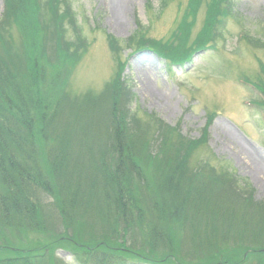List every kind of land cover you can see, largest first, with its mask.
Wrapping results in <instances>:
<instances>
[{
    "label": "trees",
    "instance_id": "obj_1",
    "mask_svg": "<svg viewBox=\"0 0 264 264\" xmlns=\"http://www.w3.org/2000/svg\"><path fill=\"white\" fill-rule=\"evenodd\" d=\"M233 1L189 0L175 36L138 38V45L144 40L171 65H187L222 37ZM55 2H44L42 13L41 0H6L0 25V228L36 223L48 233L60 222L73 228V236L61 234L62 241L58 236L41 251L9 249L13 253L0 264H65L54 256L62 244L80 264H264L263 202L241 196L226 174L191 167L193 144L174 128L147 115L145 124L132 125L118 114L124 101L110 100L114 92L93 97L73 91L77 42L62 27L74 15L64 7L60 12ZM204 5L203 32L194 38ZM117 63L122 65L120 56ZM259 78L244 82L264 96ZM113 82L108 86L115 89ZM155 132L164 136L156 152Z\"/></svg>",
    "mask_w": 264,
    "mask_h": 264
},
{
    "label": "rangeland",
    "instance_id": "obj_2",
    "mask_svg": "<svg viewBox=\"0 0 264 264\" xmlns=\"http://www.w3.org/2000/svg\"><path fill=\"white\" fill-rule=\"evenodd\" d=\"M46 1L41 0L42 13L47 7ZM57 2L60 12L64 7L73 13V21L78 26L75 31L73 21L69 20L62 27L68 30L67 38L77 42L72 57L78 55L79 66L72 82L73 91L93 97L105 91L111 96L114 92L110 100L124 101L118 114L132 125L145 124L147 115L174 128L185 143L193 144L188 154L189 158L193 155L191 167L213 168L218 174L232 177L241 196L249 194L264 204V172H256L253 166L255 161L264 166V111L261 105L264 100L250 84L241 80L264 78L261 74L264 0H234L233 13L225 20L222 37L198 53L193 64L183 66L171 65L148 45H142L144 40L140 39L138 45V38L167 41L175 36L186 16L189 0H127L120 16H117L116 0ZM5 11L6 0H0V25ZM205 17L204 5L193 25L194 38L202 34ZM248 38L253 39L252 43L247 41ZM8 46L3 55L9 64L12 53ZM139 46L141 50H138ZM118 56L122 65L117 63ZM16 64L20 65V62L11 64L10 69ZM114 80L117 83L115 89L108 86L114 84ZM154 137L152 149L156 152L164 136L155 132ZM52 226L56 230L49 226L48 233L46 226L42 228L36 223L28 227L6 225L0 228V258L13 253L7 251L9 249L14 252L41 251L58 236L62 241L61 234L73 236L69 231L73 228L65 229L60 222ZM62 245L65 247L55 249L56 260L80 264L69 250H65L70 246ZM51 256L46 260L52 262Z\"/></svg>",
    "mask_w": 264,
    "mask_h": 264
},
{
    "label": "bare ground",
    "instance_id": "obj_3",
    "mask_svg": "<svg viewBox=\"0 0 264 264\" xmlns=\"http://www.w3.org/2000/svg\"><path fill=\"white\" fill-rule=\"evenodd\" d=\"M117 2V13L118 15L117 16H120L121 13H123L125 11V4L127 5V0H116ZM231 133V132H230ZM252 154V153H251ZM257 161H255V163L253 164V166L256 168V172L257 170H261L264 172V166L259 163H256Z\"/></svg>",
    "mask_w": 264,
    "mask_h": 264
}]
</instances>
